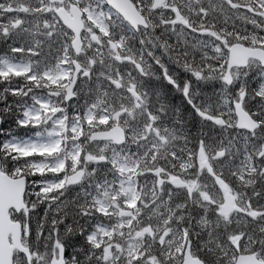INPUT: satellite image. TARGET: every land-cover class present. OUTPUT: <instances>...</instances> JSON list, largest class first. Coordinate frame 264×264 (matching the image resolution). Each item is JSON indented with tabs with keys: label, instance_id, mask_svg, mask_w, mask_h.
Instances as JSON below:
<instances>
[{
	"label": "rangeland",
	"instance_id": "rangeland-1",
	"mask_svg": "<svg viewBox=\"0 0 264 264\" xmlns=\"http://www.w3.org/2000/svg\"><path fill=\"white\" fill-rule=\"evenodd\" d=\"M27 1L15 0V16L12 18V23L15 25L20 20L21 25L19 27L29 36L39 33L41 36L43 34L46 39L58 35L59 28L51 18V12L55 7L46 4L44 1L32 0L33 8H31ZM68 1L86 5L84 0ZM224 1L169 0L154 15L162 20V26L168 24L174 30L175 26L178 25V31L175 33L173 31L169 33V29L164 31L165 34H169L171 44H177L180 50L188 49L189 44H194L195 47H192L200 50V54L192 56L188 54L182 57L187 73L184 71L177 72L176 69L173 72L168 71V68L157 69L155 73L153 68L150 74L151 68H147L148 72L143 69V75H155L154 82L158 80L160 84L156 86L153 82L150 92H143V97L153 100L154 107L149 108L144 113L154 119L156 126L154 129L147 126L136 128L137 120L135 118L143 113V107L140 105V101L131 100L125 92V89L135 86L125 74L127 72L124 70L122 58H129L131 68L135 69L136 65L149 67L151 64L142 58V49L141 51L138 50V54L132 55L129 51L126 52L122 44L118 43L114 47L110 40L106 41L107 52L110 58L117 63L115 68H121L118 76L113 75V73L112 76L105 68H95L94 62L86 64L79 58L85 68H95L100 72L102 83L112 85L108 89L114 95L111 98L114 109H108L109 121L106 124L109 127L128 125L126 127L129 130L128 147L132 157L130 155L127 157L126 150L128 148H126L123 154L126 156L124 163H117V159H113L112 162L118 167V174L122 179L111 192L114 197H111V194L105 197L104 204L97 201V209L102 214L110 213L107 221L120 227L121 232L116 231L120 235H117L118 245L114 248V252H112L111 247L106 249L108 244L106 240L100 239L103 230L99 228H95L94 235L81 237L85 243L91 244V246L81 248L74 241L77 238L76 235L68 236L69 226L68 223H64L67 211L75 213L73 208L81 209V205L76 202V197L80 196L79 191L74 189L70 193L68 189L53 190V195L48 196L43 205L42 199H40L37 207L34 201L36 188L31 189L28 192L31 196L30 200L32 199L31 203L28 204V210L19 216V220L29 225L30 228L29 234L23 237V244L31 247L32 264H49L51 256L57 253V245L60 243H63L67 248L65 256L67 264H83L84 262L96 264L98 263L96 262L97 259L100 260V264H110L115 257L122 258L126 252L129 254H133L130 252L136 253V264H181L180 250L186 239L191 243L193 255L201 257L207 264H232L236 256L244 252H256L259 257L264 259L263 198L261 194L259 197L258 193H247V190L252 188L254 184L246 178L247 163L236 162L240 155L245 159L247 151H252L257 159L264 160V70L259 68L257 62H252L250 67L235 72L232 85L225 87L223 84L225 71L221 70L218 63L219 58L223 55L220 52L230 42L234 32L245 33L246 30H249L253 35L259 34L255 32L256 26L261 22L258 18H262V12L256 9L254 4L245 0H235L232 4H225ZM146 2H148L147 5ZM134 4L141 13L150 16V0H135ZM2 9L0 6V12ZM143 9L144 11H142ZM203 9L205 13L201 17L199 12H204ZM34 11L40 15L41 19L39 23L29 22V26L28 23H25V19L33 17ZM214 13L220 14V18L230 15L237 21L232 26L233 28L223 26L224 39L220 37L218 45L213 44L208 39L211 33L204 35L201 32V28L205 31V18L212 19ZM86 15L87 25L91 29L90 33L93 32L92 34L95 33L97 37L102 38L103 32L106 31L98 20L99 17L95 18L88 10ZM104 15L112 28H115L117 33L119 32L118 35L126 33L124 27L114 23L113 13L104 11ZM191 16L195 19H192ZM89 20L94 23L98 31L93 29L94 26L89 23ZM223 23H225L224 17ZM7 29L8 25L5 22H0V35ZM138 39L140 40V36ZM257 40L264 41V38L257 37ZM205 43L212 44V48L210 50L206 47L203 48L201 44ZM111 46L113 47L111 48ZM92 49L91 44L86 45L83 57L93 53ZM61 58L64 59L62 56ZM1 63L0 75H7L9 70L18 72L24 69L22 66H15L6 60H1ZM61 77H64L62 71L57 78ZM85 77L94 85L90 81L92 73ZM85 77L81 76V86H83L81 90L83 91L87 88V83L84 84L83 82ZM166 77L172 80L171 84L165 82ZM215 77L218 79V89L213 91L214 94H209L205 90L210 84H213ZM117 83L121 86L117 87ZM199 85H202L203 88H200ZM255 88H257L258 94H250ZM138 92L140 91L138 90ZM165 92H169L171 96H182L186 100L185 112L199 113L202 127L212 124L221 131V136L223 135L219 144L203 146L202 155L196 157L197 161L191 170L180 169L185 165L179 160L180 157L175 156L171 151L174 144L178 143L181 146L176 147V150L183 152L185 137L181 134L182 110L177 106L171 107L167 103L166 97L161 100V97L165 96ZM76 93L79 95L80 89L77 91L76 88ZM257 97L260 99V105H257ZM232 101L242 103L251 115L259 119L261 126L263 124L262 128L251 136H245L241 132L238 134L234 127L235 118L231 107ZM36 116V113L32 111L26 112V119L34 120V123ZM103 118L104 116H101L100 119ZM47 122H51L55 126H58L59 123L63 124V120L53 113ZM166 123L173 124L165 125ZM174 124H177L178 127ZM70 131H73V128H70ZM55 132L50 133L46 139H42L41 135L24 139L18 138L6 142L2 147L5 150L12 149L23 156L29 155L30 151L51 152L56 149ZM226 133H230V136L224 138ZM94 146L93 152L90 153L96 160L95 162L103 158L108 160L111 155L117 154L114 148L108 144H94ZM132 147L134 148L132 149ZM219 152H224V155L217 156ZM68 153L70 156L74 155L70 150ZM166 163L169 164L168 168L171 171V168L176 165V169H180V176L170 174L165 176V180L162 182L160 176ZM73 170L72 166L68 173ZM258 171L256 173L258 172L259 182L263 187L264 165H261ZM135 174H139L142 178L140 192L142 191L145 195L139 199L137 207L134 208L133 204L137 197V188L135 193L133 185ZM150 174L153 176L152 182L149 181ZM56 185L58 188L61 187V184L57 183ZM234 185L239 192L230 190ZM72 203L74 204L72 205ZM48 205H53L55 209L49 210ZM237 208L246 209L241 211L242 215L236 217ZM63 209L67 211L63 213ZM86 214L85 211L81 213L83 216ZM174 224L179 228L181 224L187 225L188 232L183 234L179 228H172L171 225ZM240 224L247 229L245 232L240 229ZM91 226L95 227L94 221H91ZM132 226L139 227L132 231ZM227 226L231 228H227ZM64 236L68 238L69 246L64 243ZM38 240H40L42 247L40 252L36 249L37 246L40 247ZM101 249L103 253L107 250L102 257L98 255ZM145 252L150 255L157 252L160 260L157 261L155 258L145 256ZM114 255L116 256L114 257ZM14 263L26 264V261L19 254L15 255Z\"/></svg>",
	"mask_w": 264,
	"mask_h": 264
},
{
	"label": "flooded vegetation",
	"instance_id": "flooded-vegetation-1",
	"mask_svg": "<svg viewBox=\"0 0 264 264\" xmlns=\"http://www.w3.org/2000/svg\"><path fill=\"white\" fill-rule=\"evenodd\" d=\"M9 1L13 3V0H9ZM178 1H180V0H178ZM168 2H169V0H160L159 6H158L159 8L157 10L153 11V13L151 14V17H150V20H149V27H147L145 32H143V34L141 35L143 37V46L148 47L149 51H150V56L145 55L142 52V58H144L151 65H149V67L143 66L144 68L139 66V65H136L135 68H137L138 71L132 73L131 75L125 73V74L128 75V78L132 81V83L135 86V87H129V88L125 89V92H126L127 96L131 100L140 101V105H142V107H143L142 108V112L143 113H141V115L138 118H135V120H139L140 121V125L141 126L143 125V128L145 126L149 127L150 129L156 128L154 119H152L150 116L145 115V113H144V112H147L149 108L154 107L153 100H152V98L143 97V92H147L149 89L151 90L152 84L154 82V76L155 75L145 76V75H143L144 71L147 70V68H151V70L149 71V73L151 74L153 68L155 69V73H156L157 69L168 68V71L170 70V71L173 72L174 69L178 70L179 68H186L183 65L182 57H185L188 54L191 55V56L200 54V50L194 48L195 47L194 44H192V45L189 44L188 45V49L185 48V49L180 50L177 44H171L172 42L169 41V36H168L169 34L167 35V34L164 33V31L166 29H169V33H172V31L174 33L176 31H178L177 30L178 25L175 26L176 28L174 30H172L171 26H169L168 24H165V26H162V20L161 19L159 20L158 17L154 16V13H157V11H159ZM229 4H232V3H229ZM69 5H70L69 2H67L65 7L68 8ZM5 10L7 11L6 12L7 14H13V12H14L12 6H8ZM203 11L204 12H202V11L199 12L201 14V17L205 13L204 9H203ZM196 13H197V11H196ZM200 14L198 15V17L200 16ZM212 15H213L212 19L205 18V22H204L205 23V25H204L205 31H203V29L201 28V32H203L204 35H207L208 33H211V36L210 37L208 36V39L211 40L213 44L218 45L220 37L224 39L223 32H222L223 28H224L223 26H226V27L230 28L231 22L228 21L226 23H223L222 18H220V14L214 13ZM114 17H115V21H114L115 24H117V25L120 24L122 27H125V24L116 15H114ZM201 17H200V19H201ZM193 18L194 17H192V19ZM85 19L86 18H85L84 14H83V21H84V24H85L84 29H83L82 34H81L83 52H84L85 46L88 45V44H91V46L93 48L91 51L95 52V50H97L98 53L103 56V59L105 61V64H102V65L95 64V68H98V67L112 68V66L109 65V62H113V61H109V53L107 52L106 41L110 40L111 43L114 45V47H116L115 46V45H117L116 41H118L119 44H122V35H118L119 32L117 33L116 29L112 28V25L109 24L106 27V32L103 33L102 38H99V37H97V34H95V33L92 34L93 32L90 33L91 29L86 24V20ZM19 23H20V20H18L15 23V26H18ZM195 24L197 25V22H195ZM219 33H220V35H219ZM63 34L66 35V36L69 35L68 31L61 26L60 27V33L58 34V40H60V37L62 38ZM7 35H8V37H13L14 36L13 32L12 33H7ZM63 41H64V39H63ZM140 43H141V41L139 42V45H140ZM201 45L203 46V48L206 47L208 50H210L212 48V46H213L210 43H208V44L205 43V44H201ZM189 46H191V47H189ZM192 46H194V47H192ZM112 47L113 46H111V48ZM124 48L126 49V52L129 51L132 55L135 54L134 50H132V49L129 50L126 46H124ZM78 60H79V57H78ZM122 60H123L122 63L124 64L125 69L130 72L133 67L131 68L129 66L130 62H131L129 60V58L128 57H123ZM43 63H45V60H43ZM145 67H146V69H145ZM80 68H85V67L82 64ZM143 69H144V71H143ZM147 72H148V70H147ZM168 78L169 77L165 78V82L166 83H168L167 82ZM37 80L39 81V90H40V94L42 96V68H40V70H39V75L37 77ZM18 81L23 84L22 87L26 88L27 83H26V80H25L24 77L19 76ZM34 83L35 82H33L32 84H34ZM154 83L156 84V86L160 85L158 83V80H156ZM171 83H168V84H171ZM103 85H104V82L102 83V86ZM116 85H117V87L121 86V84H119V83H117ZM57 86H59V83L57 84ZM108 86H109L108 84L104 85V87H103L104 90L101 91V92H103V96H97L96 100L99 101V100L102 99L103 103L106 102L108 97H110V96H107V94L109 93V89L108 88H110L112 85L109 86V87ZM106 87H107V89H106ZM199 87L203 88L202 85H200ZM142 88H144L143 91H142ZM138 90L140 92H138ZM200 95L201 94H199V96ZM164 97H166L167 103L171 107L176 106V104H186V100L182 96H179V97H176L174 95L171 96V94L169 92H165V96L161 97V100H163ZM161 105H162V103H161ZM102 107L104 108V104H102ZM98 108H101V106H99ZM167 111H169V110L167 109ZM182 121H183V124H181L182 125V131H183V136L185 137V141L183 143L184 144L183 147L186 148L187 151H190L189 148L193 147L192 146L193 143L189 139L191 132L186 130L187 126H188L187 122L189 121V112H186V118L182 117ZM172 124L166 123L165 125H172ZM124 126H125L124 128L126 130L127 129L126 127L128 125H124ZM241 133L244 134L245 136H251L252 135V134H248V133H245V132H242V131H241ZM238 134H240V133L238 132ZM215 137H216L215 138L216 139L215 140V145H217V144H219L221 142L222 137H223V135L221 136V131L220 130H216L215 131ZM224 138H226V137L224 136ZM250 145H251V143H250ZM89 147L93 149V147H95V146H94L93 143H90ZM195 148L198 149V153H197V155H195V157L201 156L202 155V151H203L202 150L203 146H198V147L195 146ZM223 155H224V152L222 153L221 156H223ZM239 161H242L244 163L246 162L247 166H248V168H247L248 170L251 167L249 163H251V164L253 163V161L245 160L244 158L239 159V157H237L236 162H239ZM195 162H196V160H195ZM89 181H92L91 178H89ZM241 190H242V188H241ZM257 190L262 195V198L264 199V184H263V187L262 186H258ZM260 190H262V191L260 192ZM247 193H249V189L247 190Z\"/></svg>",
	"mask_w": 264,
	"mask_h": 264
},
{
	"label": "water",
	"instance_id": "water-1",
	"mask_svg": "<svg viewBox=\"0 0 264 264\" xmlns=\"http://www.w3.org/2000/svg\"><path fill=\"white\" fill-rule=\"evenodd\" d=\"M50 2H61L62 0H49ZM114 10L118 11L124 19L133 27L137 25H145L143 18L136 13L135 9L126 0H105ZM160 0L156 1V6L159 5ZM74 14V19H67L62 12L57 11L59 18L62 19L63 24L75 34V40L72 42L73 49L78 51L80 48L79 32L82 29L80 21L81 14L79 11L71 10ZM79 12V14H78ZM249 59H254L260 62L264 67V51L259 49H244L240 45H232L229 49V56L227 62V69L225 73V81L229 84L231 78L229 71L232 68H243L247 65ZM73 83L67 88L69 93ZM235 115L237 117L236 127L253 131L256 128L255 122L246 114L239 104H234ZM1 123V119H0ZM120 133L117 129L104 133H96L94 139L109 140L112 139L116 143H120ZM78 175L70 176L66 184H73L77 181ZM24 178L11 179L6 174L0 171V264H12V253L18 250L26 257L27 263L30 264V254L27 248L21 245V225L17 221H12L9 211L13 209L16 213L25 208L23 203V195L25 189ZM49 264H66L64 262V249L60 245L58 247L57 256L52 257ZM182 264H204L198 258L192 257L189 247H187L183 254ZM234 264H264V262L256 259L255 255L239 256Z\"/></svg>",
	"mask_w": 264,
	"mask_h": 264
},
{
	"label": "trees",
	"instance_id": "trees-1",
	"mask_svg": "<svg viewBox=\"0 0 264 264\" xmlns=\"http://www.w3.org/2000/svg\"><path fill=\"white\" fill-rule=\"evenodd\" d=\"M245 1L246 2L248 1V2L256 5V9H258L262 12V18L261 19L258 18L261 22L259 23L258 26H256V32L255 33H259L261 35V37H259V38H264V0H245ZM240 34H241V32H239L237 36H239ZM239 38H242L244 41H246L247 43L252 44L254 46H264V41L262 42L261 40H259L260 41L259 42L258 40L255 39L254 42H251L252 38L249 36H241ZM234 41H236L235 34L232 35L230 43H232ZM5 49H6V47H5ZM1 54L5 55L6 50H4V52ZM222 54L225 55V52L223 51ZM37 62H39V61H37ZM5 84L7 85V83H5ZM1 87H3V88H0V114H1V118H2V123H1V127H0L1 167H2V170L4 172H8V169H10V167L12 165L11 162L13 161L16 164L15 172H17L19 175H21V174H24L26 172L25 170L27 169V165H26L27 159L30 160L31 162H33L32 157L15 158V159L8 162L6 159V156H5L6 153H3L2 145L4 143H6L8 141H12L14 139L23 138V137L29 136V135L33 136L36 133L44 134V132L46 130V128H45L46 126H44V124H43V119H42V126H41V121H39V123L37 125H33V126H30V124L28 125V123L21 125L20 119L22 117V109L24 107H27V106L29 108H34V107H39V106L36 105V103H30L31 99H28L24 103H21L20 105H18L9 96L8 88H5V86H1ZM30 130H31V132L29 133ZM9 155H11V154H9ZM35 159L37 160V158H35ZM107 166L110 167L111 173L116 172L114 170V167L111 164H108ZM109 172H110V170H109ZM100 175H102V176L104 175L102 170H100ZM105 183H106V180H103L99 184H94L95 190H93V199L97 198V196L100 195L99 189L97 187L101 185L103 188H106ZM66 211L67 210L63 209V213H65ZM92 213H93L92 218H93L95 225H97V227H102L104 225V221L106 220V217L102 216L96 210V206H93ZM69 214H70V212L64 218V223H68V226H69V231L67 233L68 236L69 235L71 236V234L76 235L77 238L74 241L81 248H83V247L86 248L89 245L91 246V244L85 243L81 239V237L83 238V236H85V234L91 233V231H92L91 229H88V227L86 225V219H84V220H81L83 218L77 219L76 215H74V216L71 215L72 218H70ZM11 215H12L13 219H19V216L14 215L13 213ZM78 217H80V216H78ZM108 229H109L108 230L109 239H104L107 241V244H108L106 246H112V248H115L118 245L117 235H120L116 231H119V230L116 229V231H115L112 227H109ZM66 236H64V239H65L64 243L69 246V240H67L68 238ZM157 254H158L157 252H154L151 254L152 255L151 256L148 252L144 253L145 256L152 257L153 259L155 258L157 261H159L160 259H158ZM98 255L101 257L104 255L102 252V249L100 250ZM136 261H137L136 254L127 253V254L123 255L122 258H120L119 256L115 257L113 259V262L110 264H136ZM96 262H98L96 264H100L99 259H97ZM83 264H87V262H84Z\"/></svg>",
	"mask_w": 264,
	"mask_h": 264
}]
</instances>
